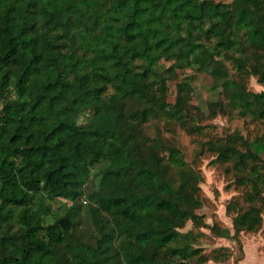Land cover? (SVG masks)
Instances as JSON below:
<instances>
[{"label":"trees","instance_id":"trees-1","mask_svg":"<svg viewBox=\"0 0 264 264\" xmlns=\"http://www.w3.org/2000/svg\"><path fill=\"white\" fill-rule=\"evenodd\" d=\"M186 68L218 88L208 117L235 113L262 127L219 135L208 125L200 150L241 191L225 208L233 234L216 222L210 231L256 232L264 90L247 78L264 86V0H0V264H188L200 254L180 228L204 223L203 176L142 127L162 111L203 130L205 114L186 101L190 78L165 101Z\"/></svg>","mask_w":264,"mask_h":264},{"label":"rangeland","instance_id":"rangeland-1","mask_svg":"<svg viewBox=\"0 0 264 264\" xmlns=\"http://www.w3.org/2000/svg\"><path fill=\"white\" fill-rule=\"evenodd\" d=\"M230 1V0H219ZM164 67H168L169 62L160 61ZM185 77L190 78L192 89L185 93L187 104L193 106L190 108L192 114L197 111L205 114L200 123L204 126L201 132L191 131L183 128L174 122H170L163 117V112L151 117L142 127L149 137H158L166 142L176 146L181 152L184 160L192 167L199 169L203 176L200 183V197L202 206L196 210V213L202 216L204 223L195 224L187 221L180 231L190 232L187 242L193 249L199 248L200 254L188 259V264H199L200 256H210L219 252V258L225 256V260L217 261L209 259L200 264H264V209L262 213V225L256 232H240L236 238L220 237L210 231V226L215 222L224 229H227L230 235L233 234L231 217L226 214L227 203L235 196H239L241 191L233 183V177L225 172V167L221 163L213 162V157L208 154H200V150H206L205 142L208 125H213L211 131L214 134H225L238 130L243 135L254 136L262 131V127L249 119L238 118L235 113L218 114L216 111L213 117H208L212 112L208 109V104L212 100H217L218 88L212 89L213 83L211 77L205 73H194L186 68L177 70L176 78L168 80L165 101L167 104H174L176 97V84ZM247 87L252 91L264 90V86L256 81V78L249 76L247 78ZM209 132L208 134H212ZM206 153V152H205ZM91 181L96 184L94 176ZM89 183L84 189L88 193L94 188ZM86 199L85 196L82 197ZM87 201V200H86ZM60 201L52 202V209L57 210ZM204 224V225H203ZM222 230V231H223Z\"/></svg>","mask_w":264,"mask_h":264},{"label":"built area","instance_id":"built-area-1","mask_svg":"<svg viewBox=\"0 0 264 264\" xmlns=\"http://www.w3.org/2000/svg\"><path fill=\"white\" fill-rule=\"evenodd\" d=\"M85 202V200H83Z\"/></svg>","mask_w":264,"mask_h":264}]
</instances>
